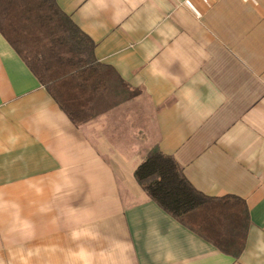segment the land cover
<instances>
[{
  "label": "crops",
  "instance_id": "1",
  "mask_svg": "<svg viewBox=\"0 0 264 264\" xmlns=\"http://www.w3.org/2000/svg\"><path fill=\"white\" fill-rule=\"evenodd\" d=\"M138 95L74 124L0 34V264H264V0H56ZM158 146L242 199L234 258L151 201Z\"/></svg>",
  "mask_w": 264,
  "mask_h": 264
},
{
  "label": "trees",
  "instance_id": "2",
  "mask_svg": "<svg viewBox=\"0 0 264 264\" xmlns=\"http://www.w3.org/2000/svg\"><path fill=\"white\" fill-rule=\"evenodd\" d=\"M0 34L74 126L139 93L97 61L93 41L56 0H0ZM134 177L147 197L181 225L218 251L240 256L249 224L242 199L197 191L158 146L149 150Z\"/></svg>",
  "mask_w": 264,
  "mask_h": 264
}]
</instances>
